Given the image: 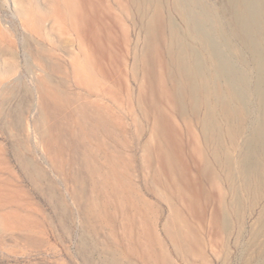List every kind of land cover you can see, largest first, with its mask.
I'll return each mask as SVG.
<instances>
[{"label": "rangeland", "instance_id": "374dc122", "mask_svg": "<svg viewBox=\"0 0 264 264\" xmlns=\"http://www.w3.org/2000/svg\"><path fill=\"white\" fill-rule=\"evenodd\" d=\"M205 1L230 16L228 0ZM18 2L0 0V264H113L112 257L116 264H156L162 250L185 264L167 224L187 235L193 264H264V167L259 196L242 193L236 208L200 121L158 85L169 82L170 24L188 35L172 0H161L162 7L157 0ZM156 11L163 24L152 38L146 28ZM215 38L257 86L247 50L238 45L233 53ZM256 104L249 96L248 130ZM96 109L104 127L92 118ZM160 111L182 140L169 159L157 148L167 147V133L153 123ZM110 169L128 179L120 194L112 177L105 179ZM128 191L138 196L136 209Z\"/></svg>", "mask_w": 264, "mask_h": 264}, {"label": "bare ground", "instance_id": "6f19581e", "mask_svg": "<svg viewBox=\"0 0 264 264\" xmlns=\"http://www.w3.org/2000/svg\"><path fill=\"white\" fill-rule=\"evenodd\" d=\"M137 1L139 2V0ZM160 1L157 0L156 3L159 6L161 5ZM172 2L174 9L186 24L188 32L186 36L188 38L179 34V31L177 32L173 25L174 22L170 24L169 43L167 45L169 56V64L167 65L169 70L164 76L169 81L170 86L166 87L168 83H165L163 78L159 79L158 85L163 89L167 100L174 101L180 111L188 108L187 105L190 106L191 113L200 121L204 135L203 140H205L206 144L211 145L212 148V162L214 161L219 167L224 168L223 171L225 170L230 178L231 192L237 208L241 206L242 193L258 197L263 183L262 173L264 165L261 158L264 156V0H228L225 8L230 15L228 18L222 16L221 12L212 8L205 0H172ZM18 3L21 5L20 0ZM40 7L45 11L47 10L45 5L40 4ZM18 14L21 15L19 12ZM161 16L156 11L150 20L148 19L146 30L148 29L147 33H149L150 37L160 32V23L163 18ZM45 34L49 35L48 38H52L48 32ZM76 35L78 36V34ZM215 36L221 39L224 47L229 50L232 49L233 53V50L236 51L238 45L247 50L249 59L258 75L259 84L257 83V86H250L251 83L246 70L236 65L237 63L220 48ZM188 39H191L193 44L188 42ZM238 50L240 49L238 48ZM242 57H240V60L243 62L246 59ZM45 59L47 60V58ZM52 61L56 63V60ZM10 70L12 71L13 69L10 68ZM96 96L100 97L99 94H96ZM249 96H253L257 101L256 110L259 114L258 116L256 114L257 117L255 119L253 118L252 127L248 130V127H246V106ZM201 109L204 112L200 116ZM157 113H159V116L157 120L154 119L153 123L157 122L160 127L159 130L162 133L165 132L164 134L167 133V147L165 148L160 144L157 148L162 153L166 151L169 159L172 153L179 154L178 152L182 150V140L180 141L176 128H172L164 113L161 111ZM92 118L94 122L102 126L105 124V118L100 109H96L93 112ZM186 124L188 125V122ZM244 132L246 138L243 139L242 144L239 143L238 145L237 138ZM234 151L236 155L233 153ZM207 158L201 159L206 167L210 165L208 163L210 159L207 160ZM161 159L162 162L165 160L163 154L160 156L159 161ZM185 161L181 162L180 160V165L184 168V175H187L189 167ZM192 161L195 163L194 160ZM170 163L176 168L178 167L176 164H179L176 160H171ZM95 170L97 171V169L93 171ZM110 171L109 176L106 173L105 179L109 182L108 177H112V190L114 193L120 194L123 192L125 184L128 183V179L121 174L117 175L114 169H110ZM215 175L213 174V176ZM208 177L212 180L210 175ZM157 178L158 176L155 174V179ZM126 194L130 197L131 206L136 209L137 202L135 200H139L137 194L134 191H128ZM145 204L147 205V201ZM237 213H239V210ZM228 225V219L225 218L224 227L227 228ZM165 231L175 246V254L185 264H193L189 261L188 256L195 254L193 247H188L187 235L182 230L173 228L170 224H167ZM155 256L158 264H177L166 251L162 250L160 254L156 252ZM110 262L116 264L117 259L112 257Z\"/></svg>", "mask_w": 264, "mask_h": 264}]
</instances>
